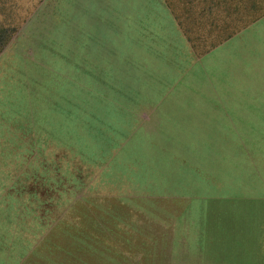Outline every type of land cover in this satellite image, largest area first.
<instances>
[{
	"label": "rangeland",
	"instance_id": "374dc122",
	"mask_svg": "<svg viewBox=\"0 0 264 264\" xmlns=\"http://www.w3.org/2000/svg\"><path fill=\"white\" fill-rule=\"evenodd\" d=\"M263 18L0 0V264H264Z\"/></svg>",
	"mask_w": 264,
	"mask_h": 264
},
{
	"label": "trees",
	"instance_id": "16d2710c",
	"mask_svg": "<svg viewBox=\"0 0 264 264\" xmlns=\"http://www.w3.org/2000/svg\"><path fill=\"white\" fill-rule=\"evenodd\" d=\"M247 10L248 11L250 10V11H249V14H248V19L246 18L245 25H247L248 23L250 24V23L256 21L259 18V17H256V15L254 14V11L257 10V4L256 3L254 5L252 4L250 6V8L248 7ZM193 23H195V21ZM221 29L224 30V28H221ZM185 31L186 32H190L191 30L190 29H186ZM6 32H7L6 28H4V27L1 26L0 27V50H1V48H3V46H5V44L7 42V40H6V34H5ZM232 33H233V31H231L230 33L229 32H226V33H223L222 35H218L216 37L215 41L212 42V43H210V45L207 46V48L215 47L217 43H221V42L227 40L230 37L229 35L232 34ZM189 38H190L191 42H193V45L192 46L193 47L194 46L196 47V45H195V37H192L191 36Z\"/></svg>",
	"mask_w": 264,
	"mask_h": 264
},
{
	"label": "crops",
	"instance_id": "0c3cea01",
	"mask_svg": "<svg viewBox=\"0 0 264 264\" xmlns=\"http://www.w3.org/2000/svg\"><path fill=\"white\" fill-rule=\"evenodd\" d=\"M259 29H260V31H264V18H263V20H261V22L255 24L254 32L255 31L259 32L258 31Z\"/></svg>",
	"mask_w": 264,
	"mask_h": 264
}]
</instances>
